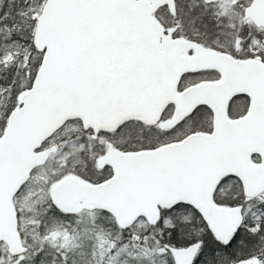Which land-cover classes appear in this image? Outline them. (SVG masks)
Segmentation results:
<instances>
[{
	"label": "snow or ice",
	"instance_id": "1",
	"mask_svg": "<svg viewBox=\"0 0 264 264\" xmlns=\"http://www.w3.org/2000/svg\"><path fill=\"white\" fill-rule=\"evenodd\" d=\"M0 264H264V0H0Z\"/></svg>",
	"mask_w": 264,
	"mask_h": 264
}]
</instances>
